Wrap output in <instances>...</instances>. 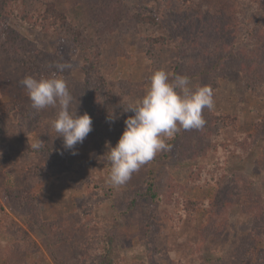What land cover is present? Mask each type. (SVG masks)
Returning <instances> with one entry per match:
<instances>
[{
  "label": "rangeland",
  "instance_id": "1",
  "mask_svg": "<svg viewBox=\"0 0 264 264\" xmlns=\"http://www.w3.org/2000/svg\"><path fill=\"white\" fill-rule=\"evenodd\" d=\"M159 69L210 87L214 107L114 186L107 143ZM53 72L92 117L75 155L21 84ZM240 179V199L217 206ZM262 197L264 0H0V264H100L107 235L117 264H264V248L243 254L264 233Z\"/></svg>",
  "mask_w": 264,
  "mask_h": 264
},
{
  "label": "clouds",
  "instance_id": "2",
  "mask_svg": "<svg viewBox=\"0 0 264 264\" xmlns=\"http://www.w3.org/2000/svg\"><path fill=\"white\" fill-rule=\"evenodd\" d=\"M51 67V65H50ZM70 63L55 64L58 72L71 69ZM21 84L26 88L31 107L37 112L49 107L57 110L50 128L63 138L64 150L75 151L92 131V117L87 112L78 114L71 108L73 96L67 82L53 72L48 77L25 76ZM214 107L213 90L208 86L194 87L186 75L174 78L159 69L153 72L150 85L142 98L123 106V113H132L124 120L125 128L115 146L107 143L106 158L110 163L108 182L114 186L125 184L134 172L151 161L155 155L167 151V143L181 128L199 129L205 124L203 111ZM121 113V115H123ZM110 123L117 119L108 113ZM39 149L38 142L30 145Z\"/></svg>",
  "mask_w": 264,
  "mask_h": 264
},
{
  "label": "trees",
  "instance_id": "3",
  "mask_svg": "<svg viewBox=\"0 0 264 264\" xmlns=\"http://www.w3.org/2000/svg\"><path fill=\"white\" fill-rule=\"evenodd\" d=\"M254 62L259 63V60H255V61L251 62V64H254ZM237 182H238V186L236 188L228 185L226 188L223 189L221 194L217 195L219 202H223L221 205L216 204L217 206H221L222 208H229L232 203H234L235 201H238L240 199V192H242L244 189L242 187L243 180L240 179ZM145 190H146V194H145L146 199L151 200L152 198L155 197V195H156L155 181L152 178H150L147 181V188ZM226 200L228 202H231V204L227 205ZM255 201L256 202L264 201V197L258 198ZM221 207L215 208V212L220 211V213H222L221 210H223V209ZM216 209H218V210L216 211ZM260 209L257 208V210H255L253 212L249 210V212L251 213V215L253 214L257 218L262 217V213H258V211ZM213 218L218 219L220 217H213ZM114 237L115 236H113V235H107L106 236V238L103 242V252H104L103 255L104 256H103V260H101L100 264H117V261H116L115 256H114V252H115V239H114ZM248 245L249 246L244 249L243 254L245 256L248 255V257H251V256H253V252L256 251L258 248H264V233L262 231L259 232L258 230H255V236L252 237V242H250ZM246 260H247V258H246Z\"/></svg>",
  "mask_w": 264,
  "mask_h": 264
}]
</instances>
